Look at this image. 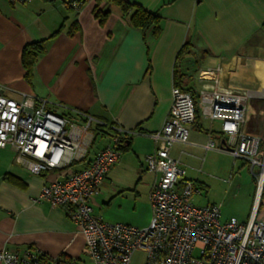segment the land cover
Masks as SVG:
<instances>
[{
    "label": "crops",
    "instance_id": "crops-1",
    "mask_svg": "<svg viewBox=\"0 0 264 264\" xmlns=\"http://www.w3.org/2000/svg\"><path fill=\"white\" fill-rule=\"evenodd\" d=\"M123 1L161 16V32L134 27L133 9L125 14L118 0H89L80 10L63 0H0V89L17 100L23 94L37 95L60 112L76 109L104 121L106 140L98 138L93 151L110 144L117 128L123 129L122 158L92 205L107 222L146 227L155 181L146 157L154 152L153 134L172 108L176 82L199 93L221 67V81L229 78L224 84L229 88L260 85L253 97L257 109L248 110L244 129L264 142V0ZM44 40L46 52L39 55L29 81L23 50ZM185 44L189 47L178 58ZM218 124H213L217 141ZM209 129L201 117L191 127L190 141L175 144L173 156L187 167V176L201 189L199 195L207 189L204 205L221 204L223 221L247 222L256 201L257 217L264 219V193L258 195L256 176L244 169H250L246 160L238 158L240 167L235 159L230 169L231 182L240 188L235 196L211 194L220 178L201 179V170L192 167L200 160L206 163L215 151L205 149ZM16 156L14 148H0V249L22 256L36 250L51 257L65 254L83 264L87 242L79 226L66 208L39 199L43 185L59 172L32 174Z\"/></svg>",
    "mask_w": 264,
    "mask_h": 264
},
{
    "label": "built area",
    "instance_id": "built-area-1",
    "mask_svg": "<svg viewBox=\"0 0 264 264\" xmlns=\"http://www.w3.org/2000/svg\"><path fill=\"white\" fill-rule=\"evenodd\" d=\"M87 1L63 0L75 10ZM213 73L199 90L198 104L191 91L173 89L169 115L153 134L155 150L146 157V164L155 181L149 195L152 218L146 227L107 222L95 214L92 205L110 170L122 158L123 129L117 128L110 144L93 151L97 139L107 136L104 121L76 109L60 112L37 95L23 94L17 100L1 88L0 148H14L17 163L32 174L59 172L54 181L43 185L39 199L68 210L85 237L93 264H132L137 251L146 253L145 264H264V219L257 217L258 201L247 222L222 221L221 204L194 203L193 196L201 194V189L172 154L176 143L190 141L198 108L200 116L210 122L205 149L246 160L257 178V193H262L264 142L244 129L249 101L257 93L223 85L221 67ZM216 121L220 123L219 141L213 127ZM66 259L65 254L51 257L39 250L22 256L0 249L2 264H67ZM75 262L71 259V264Z\"/></svg>",
    "mask_w": 264,
    "mask_h": 264
},
{
    "label": "rangeland",
    "instance_id": "rangeland-1",
    "mask_svg": "<svg viewBox=\"0 0 264 264\" xmlns=\"http://www.w3.org/2000/svg\"><path fill=\"white\" fill-rule=\"evenodd\" d=\"M229 82V78H223V85H227ZM244 89H250V90H261V86L258 85L257 87L254 88H244ZM240 90V89H239ZM257 98V97H256ZM264 98V97H263ZM258 99L255 98H251L249 101V113L253 112L254 110H256ZM202 122L206 127H209L210 122L207 121L206 119L202 118ZM219 122H214V127L217 128V126ZM106 140V138H103ZM213 152L208 158H207V162L205 163V161L200 160L197 165H192V167L201 170L200 172H198V176L201 179H207V178H211L212 177H219V183H217L215 186L212 187L211 190V194L214 193L215 194H220V193H224V192H228L230 196H235L238 192H240V188L238 187V184L235 182H231L230 180V169L232 167V164L235 162L234 157L225 151L222 150H215V151H211ZM206 155L203 154V158L205 159ZM241 166L242 163L240 161V159H236ZM197 160L193 161V163H196ZM187 169V167H186ZM244 169H246V172L248 173V175L251 177L252 176V172L250 171L249 167H247L246 165L244 166ZM188 170H191L188 169ZM229 170V171H228ZM238 171V170H237ZM197 174V173H196ZM218 175V176H215ZM236 175V172H235ZM251 181V179H250ZM252 184V182H251ZM253 190H254V185H253ZM209 191V189H208ZM208 196V192L207 189H204L202 192V195H194L193 196V201L195 204L197 205H204V201L207 199ZM224 201V200H222ZM223 221V220H222ZM149 225V224H148ZM146 253L143 251H137L134 256H133V260H132V264H145L146 262ZM83 264H93L92 263V259L90 258L89 255H85L82 258Z\"/></svg>",
    "mask_w": 264,
    "mask_h": 264
},
{
    "label": "trees",
    "instance_id": "trees-1",
    "mask_svg": "<svg viewBox=\"0 0 264 264\" xmlns=\"http://www.w3.org/2000/svg\"><path fill=\"white\" fill-rule=\"evenodd\" d=\"M118 3L121 5L122 10L123 12H125V14L129 13V11L133 9V13L130 16V21L134 27L141 30H147L152 27L156 35H158L161 32V16H159L157 13L150 12L144 9L140 5L131 4L123 0H118ZM188 47H189L188 44H185L183 46V48L179 52L178 58H180V56L187 51ZM46 49H47V40L40 42H33L25 46L22 54V63L26 70L27 80L31 81L33 76V67L37 62L39 55L45 53ZM176 85L180 87L183 91H191L194 96L195 103L198 104V100H199L198 92L194 91L192 88L187 89L184 86L180 85L178 82H176ZM200 118H201L200 110L197 108L196 123H199ZM218 134H217L218 138L221 139V135ZM120 149L123 150V143L122 145H120ZM263 193H264V189H263ZM71 259L72 258L67 257L66 259L67 264H71ZM75 264H79V263L75 262Z\"/></svg>",
    "mask_w": 264,
    "mask_h": 264
},
{
    "label": "water",
    "instance_id": "water-1",
    "mask_svg": "<svg viewBox=\"0 0 264 264\" xmlns=\"http://www.w3.org/2000/svg\"><path fill=\"white\" fill-rule=\"evenodd\" d=\"M222 143L224 144L225 143V140H223Z\"/></svg>",
    "mask_w": 264,
    "mask_h": 264
}]
</instances>
